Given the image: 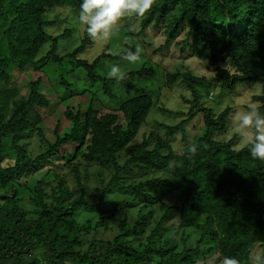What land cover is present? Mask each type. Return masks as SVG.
Masks as SVG:
<instances>
[{
    "label": "trees",
    "instance_id": "obj_1",
    "mask_svg": "<svg viewBox=\"0 0 264 264\" xmlns=\"http://www.w3.org/2000/svg\"><path fill=\"white\" fill-rule=\"evenodd\" d=\"M80 2L0 0V264H221L224 257L264 264V161L245 145L233 148L235 136L215 137L231 108L215 113L201 92L259 83L252 100L264 114V0H154L140 17L137 36L152 28L163 37L152 55L174 45L214 67L212 77L166 75L192 97L182 96L186 119L161 125L167 135L184 137L185 122L203 115V133L180 153L156 130L133 142L153 106L130 83L145 67L120 81L96 70L134 47L80 59L91 43L82 28L73 50L57 51L73 29L53 35L46 27L79 15ZM66 59L101 87L58 97L42 69ZM114 86L127 98L119 100ZM104 98L113 106L103 112Z\"/></svg>",
    "mask_w": 264,
    "mask_h": 264
},
{
    "label": "rangeland",
    "instance_id": "obj_2",
    "mask_svg": "<svg viewBox=\"0 0 264 264\" xmlns=\"http://www.w3.org/2000/svg\"><path fill=\"white\" fill-rule=\"evenodd\" d=\"M52 15L49 13L47 18ZM68 22V24H67ZM67 22L58 21L54 26L46 27V31L53 35L59 33L66 25L73 29L71 35L68 38L60 39L57 45V51L64 53L65 51L73 50L81 41L82 26L79 23L78 15L70 14ZM133 28L131 34L127 30V26ZM140 29V17H134L133 15L123 16L118 24L114 27L112 35L109 39H91V43L88 44L84 51L79 54L78 58L91 61L104 49L110 54L122 52L126 49V46L140 48L139 59L135 63H129L128 61L121 59L119 61L103 60L100 65L96 67L99 74L108 73L112 65H118L120 70L125 74L130 71L139 70L141 67H145L146 72L143 74H135L130 83L133 84L138 90L139 94H149L153 100V106L146 117L145 123L141 126L133 142H140L142 138L148 134L149 131L156 130L161 138L166 140L169 145L172 146L176 153L182 152L187 146L192 144L193 139L203 133V115L200 113L194 119L188 120L184 124L185 136L182 132L178 131L174 135H167L166 130L161 125H174L179 123L183 118H187V110L190 105L182 99H192L191 94L186 85L178 78L175 83L167 82L166 75L169 72H175L177 70L187 71L195 73L196 75H203L206 77H212L214 75V67L208 65L205 62H198L195 58L188 57V54H180L178 47L170 45V47L159 54L152 55V51L157 48L163 42V37L160 34L154 32L152 28H148L145 36H137V32ZM143 41H141V40ZM47 44L44 45L42 52L46 49ZM45 52V51H44ZM44 72V80L57 94L58 97H64L69 93H76L83 88H89L97 90L101 87L98 81L91 83L86 78V71L80 66H76V62H72L68 59L64 60L61 64L47 63L42 69ZM18 72L13 74V77H17ZM22 74L18 77L21 78ZM63 81L67 82V87ZM114 91L117 94L119 100L127 98L123 89H119L118 86H114ZM261 85L255 82H246L238 84L234 90L222 89L217 83L202 88V100L204 103L211 105L215 113L223 110L226 107H230L231 111L227 121V128L224 131H219L215 134L223 140H228L235 136V140L231 143L233 148H239L244 145V142L234 134V126L232 122L233 113L237 110H247L248 106L257 103L252 100V96L260 93ZM209 91L210 99L207 97ZM52 101L56 100V96L49 97ZM105 99V98H104ZM118 100V101H119ZM107 105L103 107L102 111H107L112 108L113 104L106 100ZM115 102V101H113ZM185 113V114H184ZM31 146L34 145V141L30 142ZM161 172H156L155 175H160ZM170 204H176L175 200L168 198ZM160 214L155 211V217ZM177 216L168 221V225L176 223ZM110 234L106 232V236ZM43 251L40 256L43 257ZM262 251L256 250V258L261 261ZM213 264L212 260L207 262Z\"/></svg>",
    "mask_w": 264,
    "mask_h": 264
},
{
    "label": "clouds",
    "instance_id": "obj_3",
    "mask_svg": "<svg viewBox=\"0 0 264 264\" xmlns=\"http://www.w3.org/2000/svg\"><path fill=\"white\" fill-rule=\"evenodd\" d=\"M154 0H81L79 6V23L84 26L88 36L93 39H109L114 27L125 15L144 16ZM140 48L128 51L123 57L129 63L139 59ZM107 75L117 81L124 79V73L118 65H112ZM234 134L244 142L249 154L254 159L264 161V114L254 105L247 110L237 109L232 116ZM195 151V149H192ZM172 167L171 162L169 168ZM221 264H239L233 257H224Z\"/></svg>",
    "mask_w": 264,
    "mask_h": 264
}]
</instances>
